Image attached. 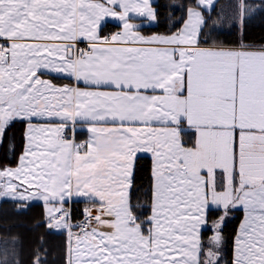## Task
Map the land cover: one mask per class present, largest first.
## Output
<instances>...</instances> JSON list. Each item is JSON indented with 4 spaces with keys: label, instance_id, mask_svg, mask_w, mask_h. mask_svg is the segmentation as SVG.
Instances as JSON below:
<instances>
[{
    "label": "snow or ice",
    "instance_id": "1",
    "mask_svg": "<svg viewBox=\"0 0 264 264\" xmlns=\"http://www.w3.org/2000/svg\"><path fill=\"white\" fill-rule=\"evenodd\" d=\"M196 4L214 10L215 0ZM133 15L158 23L152 0H0V148L7 138L8 159L16 151L9 130L26 124L17 166L0 167V201L98 204V215L86 209L76 225L62 207L48 210L59 215L47 226L70 239L67 264H223L224 216L210 223L209 212L240 208L231 264H264V50L201 47L207 22L196 8L169 36H141ZM106 17L122 32L102 36ZM82 40L87 51L76 48ZM77 125L90 133L83 143L65 135ZM138 153L154 158L147 218L134 214L140 205L130 196Z\"/></svg>",
    "mask_w": 264,
    "mask_h": 264
},
{
    "label": "trees",
    "instance_id": "2",
    "mask_svg": "<svg viewBox=\"0 0 264 264\" xmlns=\"http://www.w3.org/2000/svg\"><path fill=\"white\" fill-rule=\"evenodd\" d=\"M229 0H217L214 10L202 11L207 22L201 33L208 40L202 42V46H242V47H264V0H244L245 3L257 4L247 13V17L239 30L238 8L235 7L236 16L222 20V10L228 6ZM243 0H237V2ZM196 5V0H155L152 3L157 13L158 23L140 27V32L145 35H171L178 32L181 20H184L186 10ZM253 9V8H252ZM118 26L107 22L101 29L102 35L114 32ZM26 124L16 122L9 130L8 136H14L16 142L15 154H9L8 141L5 140L3 148H0V167L5 165L13 167L17 164L18 157L24 148V134ZM190 132L182 131L181 139L188 140ZM86 137L85 130L75 132V141L80 142ZM152 175L151 158L148 155L137 156V164L133 171L132 188L130 192L131 203L140 205L134 207V214L147 218L150 214L152 203ZM88 200H72L63 203V209L70 214L71 220L83 219L85 210L91 206ZM224 216L221 233L223 244L221 246L223 264H231L234 236L240 222L242 211L232 209L225 216L222 209L209 212V222L218 220ZM44 206L42 202L16 203L12 200L0 201V261L5 259L4 250H8V264H35L39 258L40 264H66V237L64 232L55 231L47 226ZM211 227L201 230V242L206 245L212 235ZM15 251V257L12 252Z\"/></svg>",
    "mask_w": 264,
    "mask_h": 264
},
{
    "label": "crops",
    "instance_id": "3",
    "mask_svg": "<svg viewBox=\"0 0 264 264\" xmlns=\"http://www.w3.org/2000/svg\"><path fill=\"white\" fill-rule=\"evenodd\" d=\"M154 1H155V0H152V3H153ZM216 1H217V0H215V3H216ZM101 2H104V0H101ZM152 7H153V6H152ZM190 8H196V10H198V11H203L202 8H197V4H196L194 7H190ZM209 10H210V9H209ZM202 14H203V13H202ZM186 20H187V10H186V13H185L184 21H186ZM107 22H110V23H113V24L117 25V26H118V29H117L118 33H119V32H122V22H120L119 20H117V19H115V18H113V17H106V18L104 19L103 23L101 24V27H102L105 23H107ZM133 22H134V23H137V24H141V25H143V26H145V25H150V24L153 23V22H151V21H145V20H143V19H141V18H137V17H135L134 15H133ZM141 27H142V26H141ZM181 27H182V25L180 26L179 30L181 29ZM139 29H140V28H139ZM139 29H138L139 34H140L141 36H143V37L150 38V37H152V36H156V35H154V34H153V35H145V34L141 33ZM179 30H178V31H179ZM100 34H101V33H100ZM101 35H102V34H101ZM113 35H114V34H113ZM171 35H172V34H171ZM102 36H105V35H102ZM160 36H169V35H160ZM78 42H87V41H86V40H82V41H78ZM118 46H122V45H118ZM129 46H131V45H129ZM136 46H142V45H136ZM200 46H201V47H207V48L224 49V50H238V51H241V50H242V51H248V52H254V53H259L260 51L264 50V47H242V46H202V45H200ZM43 78H44V79H49V80H51L52 83L56 84L57 86H63V85H65V84H67V85H71V86H80V87H82V88L84 87L83 83H81V84H79V85H75V84L73 83V80H72L71 78L67 77L66 75H65V76L46 75V76H44ZM181 127H182V128H186V125H181ZM77 130H85V132H86V137H85V139L82 140V141H80V142H77V143H83V142H85V141H87V140L89 139L90 133H89L86 129L81 128L80 125H77V129H76V131H77ZM25 131H26V128H25ZM76 131H75V132H76ZM75 132L73 133L72 131L66 129V131H65V135L68 136V137H72V136L74 135V137H75ZM75 142H76V141H75ZM23 150H24V148H23ZM23 150H22V152H23ZM139 155H148V156L151 158V175H152V172H153V159H154V158L152 157V154H151V153H138L137 156H139ZM19 156H20V155H19ZM18 159H19V157H18ZM17 164H18V161H17ZM17 164H16L15 166H13V168H15V167L17 166ZM17 183H18V181H17ZM152 185H153V175H152ZM21 190H23V189H21ZM33 191H34V190H33ZM72 200H87V198H86V197H77V196H73V197H71L70 199H66V200L64 201V203H65V202L70 203ZM30 202H42V203H43V206H44V213H45L46 221L49 222V221H48V215H49L48 210L51 209L52 206H53V207H56L55 205H56L57 202H51V203L45 204V202H44L42 199H40L39 197L33 198V197H31V196L29 197V200H28L26 203H30ZM62 207H63V206H62ZM98 207H99L98 204H96V203H92L91 206L89 207V208L92 210L91 214H94V216H95V215H98V214H99V212L97 211ZM89 208H88V209H89ZM56 209H57V207H56ZM237 209H240V208H237ZM240 210L242 211V216H241L240 222H239V224H238V226H237L235 236H236L237 233H238L239 226H240V224L242 223L243 216H244L243 210H242V209H240ZM66 211H67V210H66ZM67 212H68V211H67ZM57 213H59V212H55V211H54L53 215H56ZM93 226H94V227L96 226L95 221H93ZM50 229H51V228H50ZM202 229H203V228H202ZM202 229H201V230H202ZM53 230H55V231H60V232H64L65 237H66V252H67V248H68L69 243H70V239H69V237H68L67 231H66V230H63V229H53ZM98 230H100V231H110V229H107V228H99ZM74 233H75V232H74ZM235 236H234V238H235ZM71 243H72L73 246H74V239H73V241H71ZM233 244H234V243H233ZM66 252H65V253H66ZM232 256H233V253H232ZM66 264H67V255H66Z\"/></svg>",
    "mask_w": 264,
    "mask_h": 264
},
{
    "label": "rangeland",
    "instance_id": "4",
    "mask_svg": "<svg viewBox=\"0 0 264 264\" xmlns=\"http://www.w3.org/2000/svg\"><path fill=\"white\" fill-rule=\"evenodd\" d=\"M244 1V0H243ZM241 4H243L244 5V14L245 13H247V12H249V8H253L252 10H254V8H256V7H259L257 4H249V3H245V1H244V3H242L241 1H239V2H237V0H229L228 1V6H225L224 8H223V10H222V13H221V15H222V20H224V19H229V18H231V17H233V16H236V12H235V7L237 6V8H238V14H239V12L241 13V7H240V5ZM240 15V14H239ZM240 17V16H239ZM242 25L243 24H239V22H238V27H239V30L241 31L242 30ZM118 31L116 30V31H114V32H107V33H110V36L111 35H113V34H116ZM107 33L106 34H104L106 37H110V36H107ZM64 203V202H63ZM63 205V204H62ZM62 205L61 204H59V203H56V207H57V209L58 208H61L62 207ZM56 207H51V209H56ZM63 208V207H62ZM48 213H49V215H48V221H49V219H50V217L53 215V213H54V211L53 212H49L48 211ZM69 213V212H68ZM92 215H94V214H92ZM96 216V215H95ZM73 232H75V230H73ZM75 233H79V232H75ZM207 243L208 242H206V245H207ZM221 258H222V260H223V256H222V249H221Z\"/></svg>",
    "mask_w": 264,
    "mask_h": 264
},
{
    "label": "built area",
    "instance_id": "5",
    "mask_svg": "<svg viewBox=\"0 0 264 264\" xmlns=\"http://www.w3.org/2000/svg\"><path fill=\"white\" fill-rule=\"evenodd\" d=\"M107 36H110V33H107ZM76 48L84 50V51H87L88 48H89V44H88V42H77L76 43ZM56 215H59V213H57ZM92 216H94V215H92ZM85 218H86V215H85V217L83 219L72 221L71 217H70V222L72 224L76 225V224H79V223L83 222L85 220ZM73 230H75V232H79L80 231V229L78 227H74Z\"/></svg>",
    "mask_w": 264,
    "mask_h": 264
}]
</instances>
